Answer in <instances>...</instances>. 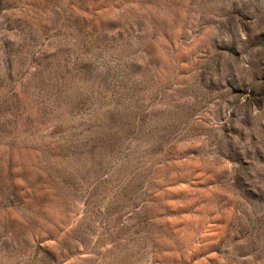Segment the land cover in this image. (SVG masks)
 <instances>
[{"label": "rangeland", "instance_id": "374dc122", "mask_svg": "<svg viewBox=\"0 0 264 264\" xmlns=\"http://www.w3.org/2000/svg\"><path fill=\"white\" fill-rule=\"evenodd\" d=\"M0 264H264V0H0Z\"/></svg>", "mask_w": 264, "mask_h": 264}]
</instances>
